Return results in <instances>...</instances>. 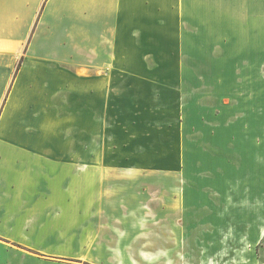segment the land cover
Masks as SVG:
<instances>
[{"label": "rangeland", "instance_id": "rangeland-1", "mask_svg": "<svg viewBox=\"0 0 264 264\" xmlns=\"http://www.w3.org/2000/svg\"><path fill=\"white\" fill-rule=\"evenodd\" d=\"M190 3L181 33L144 50L146 64L133 73L70 69L83 79L71 82L69 102L83 110L71 114L63 145L38 143L44 136L31 130L32 143L4 154L0 147V157H65L59 160L96 167L86 185L94 178L101 185L85 194L100 204L72 206L69 230L35 239L34 247L54 253L13 247L20 253L14 263L141 264V211L150 209L156 227L152 209L163 207L137 205L142 200L213 199L187 208L212 210L216 226L223 211L229 230L241 220L247 230L255 216L264 221V0ZM77 87L84 96L74 95ZM125 213L140 221L127 222Z\"/></svg>", "mask_w": 264, "mask_h": 264}, {"label": "crops", "instance_id": "crops-1", "mask_svg": "<svg viewBox=\"0 0 264 264\" xmlns=\"http://www.w3.org/2000/svg\"><path fill=\"white\" fill-rule=\"evenodd\" d=\"M191 1L0 0V131L10 129L0 137L3 154L9 145L32 143L25 134L31 130L44 136L38 143L63 145L71 114L83 110L69 102L71 82L83 79L78 73L76 79L70 69L113 67L133 73L146 64L144 50L181 33ZM75 90L77 97L85 95L83 89ZM60 158L65 157H0V264H16L20 253L13 247L54 253L34 247L35 239L69 230L72 206L89 210L100 204L85 197L101 192L95 178L86 185L87 175L98 168L69 165ZM72 191L77 196L71 199ZM138 202L142 207L163 206L152 209L156 227L150 224V209L141 211V264H264V221L258 216L247 230L243 220L229 230L223 211L216 226L212 210L187 208L211 205L213 199ZM125 216L129 223L140 221L139 216ZM173 222L177 229L172 230Z\"/></svg>", "mask_w": 264, "mask_h": 264}]
</instances>
